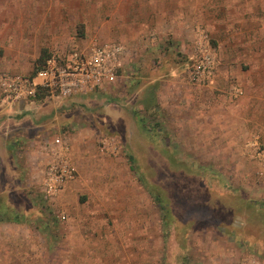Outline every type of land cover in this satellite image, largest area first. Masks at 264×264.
Here are the masks:
<instances>
[{
    "label": "rangeland",
    "instance_id": "obj_1",
    "mask_svg": "<svg viewBox=\"0 0 264 264\" xmlns=\"http://www.w3.org/2000/svg\"><path fill=\"white\" fill-rule=\"evenodd\" d=\"M244 1L139 0L148 11L176 3L193 27L212 25L213 30L202 28L208 45L218 51L217 40H223L227 55H221L222 63L229 60L242 69L240 75L227 71L222 76L219 65L221 78L210 86L212 95H204L210 117L141 113L136 104L143 97L137 92L142 83L131 68L113 84L88 93L12 110L14 115L44 117L50 139L86 134L91 149L107 154L114 147L123 158L115 166V178L98 172L91 192L77 190L64 213L57 210L59 202L45 209L42 204L27 206L30 215L16 219L20 229L14 238L0 239V264H264V141L256 136L264 128V0H250L251 5L240 8ZM120 5L121 0H0V23L10 28L15 41L42 36L38 56L26 60L31 71L52 50L90 41L122 42L120 26L112 22ZM229 25L243 29L244 36L231 39ZM161 35L160 47L169 39L167 33ZM227 38L235 41L234 48ZM163 47L165 55L149 57L166 66L173 55ZM21 51L33 54L35 48ZM134 59L129 57V65ZM150 65L143 66L142 76L154 72ZM162 92L165 99L167 91ZM223 96L229 103L239 100L238 110L217 113ZM120 103L128 107L119 114ZM236 120L256 135L232 145L219 131H231ZM3 199L17 209L16 215L22 213L19 208L27 209L18 203L22 197L16 191Z\"/></svg>",
    "mask_w": 264,
    "mask_h": 264
},
{
    "label": "crops",
    "instance_id": "obj_2",
    "mask_svg": "<svg viewBox=\"0 0 264 264\" xmlns=\"http://www.w3.org/2000/svg\"><path fill=\"white\" fill-rule=\"evenodd\" d=\"M152 1L157 3V0ZM231 3L228 2L227 4ZM251 3L250 0H245L240 8H245ZM233 4L235 5L234 8L239 6H236V3ZM140 5L139 0H121L120 11L118 10L120 12L119 17H114L112 21L115 25L120 26L121 41L127 46L126 61L129 60L130 56L136 58L131 65L126 62L128 63L126 68L134 69L135 78H138L137 82L142 83L137 86V92L140 93L138 94L140 96L143 94V97L138 100L136 108H139L141 113L151 115V117H210L207 116V111L204 110L206 106L204 95L207 97L212 95L209 93L212 90L211 87L184 82L179 65H182L181 61L187 54L196 50L200 41V30H204L202 28L205 26L206 29L213 30V26L199 23L201 25L197 24L193 27L186 14L181 13V10L176 8V3H174L173 8L156 7L150 11L142 9ZM163 21H167L165 26ZM1 27H3V23H0V31L3 32V35L0 36V48L3 49L0 53V68L14 73H29L31 67L26 60L38 56V51L41 48L40 44L43 42L42 36L38 35L35 39L30 40L27 37L15 41L10 28L4 29ZM162 30L165 31L162 32ZM226 32H229L231 39L233 35L244 36L245 34L243 29L236 28L235 25H229ZM166 33L169 39L165 46L161 47H163V50L167 51L168 49L171 51L173 57L171 63L165 66L159 62V59H155L156 57L149 56L166 54L161 51L159 46L162 38L161 34L165 35ZM230 38H227L226 43L231 41ZM217 41L218 51L215 50V52L219 65L223 64L221 75L226 76L227 71L231 74L240 75L242 69L238 66H232V61L226 60L222 63L221 55L223 57L227 53L223 51V40ZM16 42H20V46ZM234 42L232 40V44L229 42L227 45L234 48ZM243 44L241 46L246 51V47H244L246 45L245 40ZM31 45L35 48L33 54L21 51V48H28ZM149 65L155 68L153 70L155 73L152 72L148 77L142 76L143 66ZM162 68H164V72L160 73ZM124 77L128 78L127 75ZM162 77H167L169 81H162ZM236 84L240 86L238 82ZM164 90L167 91L165 99H168V101L166 103H164L165 99L160 98L163 96L164 92L162 91ZM152 97H155L156 100L154 101ZM129 98H126L125 101L127 102ZM222 98L225 99L222 104L220 103V111H217V113L224 116L230 108L235 111L238 110L239 100L229 103V98L224 96ZM28 104L30 103L0 102V239L8 241H10V238L13 239L15 231L20 229L17 227L16 219L25 220L30 215L31 209H28L27 206L34 205L36 207L37 204H42L45 209V206L59 202L62 208L57 210H62L61 213H64L66 209L68 210L67 202L69 199L74 200L77 190L82 189L86 193L91 192L93 181H98L100 177L98 172L108 174L109 179L115 178L116 174H119L115 166H118L123 158L120 150L114 147L110 150L112 154H104L102 151H97L95 147L91 149L90 137L86 134L80 133L72 136L71 139L70 137H63V139L57 137L53 139L52 137L50 139L49 136H46L49 131L45 128L47 124L43 123L44 117H24L14 115L12 112L17 107H26ZM126 106L127 103H120L116 111L119 114L124 113L126 110L124 107ZM182 122L187 121L182 120ZM221 126L223 127V122ZM245 130V127L240 126L239 120H236L235 124H232L231 131L227 128L226 131L220 130L219 132L222 139H231L232 145L234 143L237 145L239 141L250 139L251 135H256L255 133L245 132ZM262 130L256 136L264 141V128ZM241 149L239 147L240 153ZM101 154H103V158ZM59 155H63L68 160L74 175L72 179L64 184L56 196L48 198L42 190L41 180L48 163ZM126 156L128 159L132 157L130 153H127ZM98 167L100 168L98 169ZM15 191L22 197V200L18 203L27 207V209L19 208L22 209L19 210L22 213H18V215L15 213L17 209L3 199L5 194Z\"/></svg>",
    "mask_w": 264,
    "mask_h": 264
},
{
    "label": "built area",
    "instance_id": "obj_3",
    "mask_svg": "<svg viewBox=\"0 0 264 264\" xmlns=\"http://www.w3.org/2000/svg\"><path fill=\"white\" fill-rule=\"evenodd\" d=\"M196 50L181 61L182 78L189 84L210 87L218 79L219 61L208 45V34L200 30ZM127 46L118 41H90L64 50L49 51L29 73H14L0 68V102L17 104L48 98L64 99L113 84L126 70ZM236 93L239 89L234 88ZM68 160L57 156L49 162L41 186L46 197L56 196L73 178ZM63 219L64 214L60 215Z\"/></svg>",
    "mask_w": 264,
    "mask_h": 264
},
{
    "label": "trees",
    "instance_id": "obj_4",
    "mask_svg": "<svg viewBox=\"0 0 264 264\" xmlns=\"http://www.w3.org/2000/svg\"><path fill=\"white\" fill-rule=\"evenodd\" d=\"M42 58L43 57H41V59ZM129 159H132V157H129ZM153 197H154L155 200H157L158 202H160L159 196L157 194L153 193ZM162 209L164 210V207H162Z\"/></svg>",
    "mask_w": 264,
    "mask_h": 264
}]
</instances>
